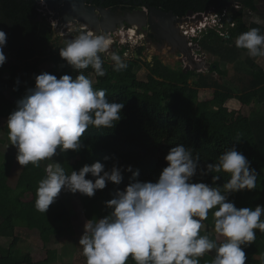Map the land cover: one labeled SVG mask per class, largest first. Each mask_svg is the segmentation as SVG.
Instances as JSON below:
<instances>
[{
	"label": "trees",
	"instance_id": "16d2710c",
	"mask_svg": "<svg viewBox=\"0 0 264 264\" xmlns=\"http://www.w3.org/2000/svg\"><path fill=\"white\" fill-rule=\"evenodd\" d=\"M87 1L97 5L104 1V7L115 9L125 0ZM144 2L163 10H173L179 18L186 16L189 10L198 13L211 8H227V22H234L235 26L228 28L226 36L209 29L201 39H195L203 51L217 57L211 64L212 70L207 72H185L183 67L174 69L157 57L152 62L142 61L144 46L136 50L138 58H122L127 64L122 71H114L112 61L102 54L106 75L95 76L93 86L105 89L110 101L124 103L122 118L111 129L89 128L83 137L84 147L79 152L68 150L61 153L58 149L54 160H58L69 173L97 161L105 164L106 170L114 163L124 168L131 165L134 170L139 169L136 179L155 182L167 166L164 157L177 143L190 147L194 156L199 155L202 165L205 161L215 163L226 148L235 145L258 176L256 189L233 193L229 199L238 208L264 205V111L251 109L246 112L256 102L264 107V68L258 62L261 57H250L245 49L235 46L236 37L250 28H258L264 34V25L258 22L248 24L244 19L245 10L257 11L256 1ZM233 4L241 8L230 10ZM39 16L36 0H0V30L7 36L3 48L6 62L0 66V117H7L26 90L35 86L34 75L45 71L57 78L63 74L77 75L60 57L59 47L51 44L54 32L46 18ZM126 49L118 53L122 56ZM244 53L246 56L242 58ZM141 62L148 69L146 79H140L133 70L135 64ZM82 71L89 77L94 74L91 67ZM214 74L219 78H214ZM17 79L20 81L18 85ZM203 88H214V97L199 100V92ZM238 133L241 135L239 142L235 141ZM106 156L109 159L105 160ZM14 162L15 156L11 155L0 165V237L12 239L8 247L0 245V264H60L57 261L58 250L47 246L54 236H63V225L70 222L69 209L62 199L66 191H61L46 213L38 212L34 206L38 181L45 175L44 168L51 161H41L40 167L22 166L15 185H11L9 180ZM219 175L221 180L213 186L222 187L229 178L227 173ZM122 176L119 185L106 182V187L97 190L92 197L77 192L88 219L101 218L110 211L104 202L112 198L116 189L125 188L132 173L122 171ZM211 177L212 174L204 177L197 174L193 182L212 183ZM86 178L95 179L91 174H86ZM213 212L214 209L210 210L207 220L203 221L201 234L206 232L219 242L223 237L214 231ZM18 221L27 229L38 230L43 248L33 245L28 252H20V238L16 235ZM255 231V242L244 248L245 264H264V233ZM213 255L205 254L200 258V264H210ZM127 264L135 262L129 258Z\"/></svg>",
	"mask_w": 264,
	"mask_h": 264
},
{
	"label": "clouds",
	"instance_id": "9594fccd",
	"mask_svg": "<svg viewBox=\"0 0 264 264\" xmlns=\"http://www.w3.org/2000/svg\"><path fill=\"white\" fill-rule=\"evenodd\" d=\"M81 23L77 22L76 27L83 31L59 48L60 57L77 75L57 78L46 71L34 75L35 86L26 90L6 120L9 144L16 148V160L21 166L40 167L41 161H52L38 181L35 209L46 213L62 190L92 197L106 187V182L119 185L122 171H128L132 173L130 182L104 202L110 211L83 225L78 244L85 264H127L129 258L135 264H200L201 257L212 253L210 264H245L244 248L255 242V230L264 233V205L238 208L229 199L233 193L256 189L258 176L235 145L226 148L215 163L205 161L202 165L190 147L177 143L164 157L167 166L155 182L136 179L139 169L131 165L124 168L114 163L106 170L105 164L97 161L69 173L53 159L58 149L61 153L79 152L89 128L111 129L122 118L124 103L110 101L106 90L94 88L93 80L82 70L91 67L96 77L105 76L103 54L112 61L114 71H122L127 68L122 59L126 51L121 57L112 49L117 45H112L104 34L109 32L85 31ZM49 24L55 32L62 21L58 27L51 21ZM209 29L213 28L199 30L195 39ZM6 42V33L0 30V66L6 62ZM235 46L245 49L250 57H264V34L250 28L236 37ZM138 47L133 51L137 58ZM19 82L17 79V85ZM240 139L238 133L235 141ZM222 172L229 178L222 187L213 186L221 180ZM86 174H91L94 181ZM197 174H212V183L193 182ZM213 209L214 231L223 237L219 242L206 232L201 234L203 221Z\"/></svg>",
	"mask_w": 264,
	"mask_h": 264
},
{
	"label": "rangeland",
	"instance_id": "374dc122",
	"mask_svg": "<svg viewBox=\"0 0 264 264\" xmlns=\"http://www.w3.org/2000/svg\"><path fill=\"white\" fill-rule=\"evenodd\" d=\"M255 1L258 8L257 11H251L248 9L245 10L244 19L248 24L251 22H258L264 25V0H255ZM36 2H38L41 5L40 8L45 7L44 3L46 2L44 0L43 2H41V0H36ZM230 4H228L227 6H229ZM233 5L230 6V10L231 8H234L233 11H236L239 8H241V6L238 7L235 4ZM39 10L41 11V9ZM49 11L52 12L53 16L46 17V22L49 23V21H51L54 24V23H58L61 20L62 28L66 26V28L70 30L68 34L65 36L60 34V32L63 33L61 30L60 31L55 30V32L53 33L54 41L51 42L52 45H56L60 48L61 46H63L65 40L71 39L74 36H76L80 31H83L82 29L76 27L77 22L71 21L69 18H61L60 16L58 17L55 16L57 11L51 9ZM39 17L42 18V15H40ZM190 22H192V20L188 16L183 18H178L173 21L171 26L166 27L164 32H157L156 30H154L153 34L150 33L145 38L144 36L142 37L143 35L142 30H140V34H137L135 31H132L131 34H133L135 38L131 39V41H129L128 43L122 45V48H128L126 51L127 56H125L126 55L125 53L124 56L129 57L131 51L134 50L135 46L137 48L138 46L143 45L145 49L143 51L142 57H140L142 61L152 62V59L157 57L165 65H168L174 69L181 67L187 68L188 66H190L191 70H195L199 72V70H197V67H201L203 68L204 71H206L207 67L210 66L212 62H214L217 59V57L210 52L203 51L198 41H193L194 42L193 45L189 44L190 40L189 38H187L185 35L182 34V29L180 26L184 25L186 27H189L188 29H190L191 26ZM88 25L90 28L85 24L81 25V27L84 28L85 31L86 30L89 31L90 29V31L94 33H100L99 30L101 28L99 26L94 27L91 26L90 24ZM130 27L136 29V27L133 26ZM115 29L116 30H114L113 32L118 30V28ZM126 32L127 31H123L122 33L123 37L126 35ZM104 34H106L107 36L110 35L109 33L108 34L104 33ZM173 34H174L175 42H173V40L170 39V35ZM149 37L151 39H149ZM201 38L202 36H200L198 39ZM114 44H119V42L116 41ZM197 44L200 46V49L197 48L199 47ZM187 48L190 49L189 54H187L186 52ZM117 50L119 49L118 48L115 49V51ZM179 53H182V56H180ZM245 56L246 54L244 53L242 58H245ZM204 57L205 59H203ZM258 62L264 68V57L259 58ZM133 70L140 79H146V76L148 74V69L143 65L142 62L135 64ZM213 76H215L214 78L218 77L216 74H214ZM90 78L93 80V83L96 82V77L94 74H90ZM213 97H214V88L200 89L199 100H210ZM251 109H254L255 111H259V110L264 111L263 105H261L258 102L250 106L246 110V112L248 113L249 110ZM6 120L7 117H0V165L5 161V159L8 156L11 155L15 156V162L12 167L10 180H9V183L11 185H15L17 177L22 169V166L16 160V151H17L16 148L11 144H9L10 142L8 140ZM53 159L55 158L53 157ZM55 161L58 162V160ZM42 162L47 163V161H42ZM62 199L65 202L67 208L69 209L70 222L69 224L64 223L63 226L65 227V230L63 236L61 237L54 236L50 244L47 246V248L58 250L59 253H58L57 261L60 264L67 262H76L83 264L85 263V257L82 255V250L78 244V241L84 230L83 225L85 221L88 220V218L85 214V211L83 209V203L81 202L78 193L73 194L71 192H66L62 196ZM23 226L25 225H23L21 221H18V225L16 228V235L20 238V243L18 245L20 252L22 254L28 252L31 246L33 245L36 246L37 248L38 247L43 248L44 243L40 239L38 230L36 229L30 230L27 229L26 226H25L26 228ZM11 241H12L11 238L0 237L1 246L8 247Z\"/></svg>",
	"mask_w": 264,
	"mask_h": 264
},
{
	"label": "water",
	"instance_id": "95a60500",
	"mask_svg": "<svg viewBox=\"0 0 264 264\" xmlns=\"http://www.w3.org/2000/svg\"><path fill=\"white\" fill-rule=\"evenodd\" d=\"M48 7L51 10H55L57 12L62 9V15H67V12L70 13L67 18L74 22H87L91 26H99L101 30L104 32H110L116 30L115 28H119L124 25V23H128L133 26H145L151 25L154 30L157 32H162L166 27L171 26V22L178 19L179 17L174 13L173 10H163L156 6H151L149 4L146 5V10H135L129 11L126 14H116L111 9H107L103 6V2L96 6L92 4V2H88L87 0H44ZM37 8H40L41 5L37 2ZM61 6V8H60ZM194 12L192 10L188 11L189 16H192ZM58 17V15H57ZM198 18H202L201 14H198ZM169 22V25L166 24ZM168 25V26H166ZM170 39L175 42L174 34L170 35ZM199 48V47H197ZM113 49H116V46H113ZM200 49V48H199ZM182 50V49H181ZM187 54L190 53V49H186ZM182 56V53H179ZM205 59V57L203 58ZM214 67V66H213ZM197 67V70L204 71L203 68ZM191 70L190 66L185 68V72ZM208 71L212 70V65L207 67Z\"/></svg>",
	"mask_w": 264,
	"mask_h": 264
},
{
	"label": "built area",
	"instance_id": "2783aa9c",
	"mask_svg": "<svg viewBox=\"0 0 264 264\" xmlns=\"http://www.w3.org/2000/svg\"><path fill=\"white\" fill-rule=\"evenodd\" d=\"M43 8H38L41 9V15L42 16H47L48 13H50L48 6L46 3H44ZM146 11H148L147 8H144ZM210 10V9H209ZM207 10L206 12H198V13H194L192 16L186 15L188 17H190V19L192 20V22H190L191 26L190 29H188L189 27H186L184 25H181V29H182V34L185 35L187 38H189L190 45H193V41L195 40V37H198L197 33L199 30H202L203 28H213L215 30H217L219 32V34L221 36H226L227 30L229 27H234L235 23L234 22H227V18L229 16V12L227 10V8H224L223 10L219 9V8H211V10L209 11ZM198 14H201L202 18H198ZM211 14V15H209ZM184 16V17H186ZM183 18V17H182ZM52 19V18H51ZM52 23V22H51ZM53 24V23H52ZM54 27H58V23H54L53 24ZM66 26L64 28H62V26L60 28H58V30L62 31L63 33L60 32L61 35H65L68 31V29L66 28ZM130 29H126L124 28V26H121V28L119 27L117 31L115 32H109V38L112 41V45L117 41L119 42V44H116V49L118 48L119 50H117L118 52L122 49V45L128 43V39H125L122 36L123 31H129ZM223 34V35H222ZM143 36V35H142ZM125 39V40H124ZM198 45V44H197ZM127 51V50H126ZM134 50L131 51L129 57H133L134 54L136 55V53L133 52ZM136 52V51H135ZM126 54V52H125ZM127 56V54L125 55ZM126 58V57H124Z\"/></svg>",
	"mask_w": 264,
	"mask_h": 264
},
{
	"label": "flooded vegetation",
	"instance_id": "af4514ba",
	"mask_svg": "<svg viewBox=\"0 0 264 264\" xmlns=\"http://www.w3.org/2000/svg\"><path fill=\"white\" fill-rule=\"evenodd\" d=\"M92 2V4H93V1H91ZM104 2V1H103ZM144 2V0H125V1H123V3H121L120 5H119V7H117V8H112V7H105V8H107V9H111L112 11H114L117 15L118 14H126L127 12H129V11H135V10H144V8H146V2H144V4H142ZM94 5H96V6H99V4L97 5V4H94ZM47 6H48V4H47ZM60 8H61V6H60ZM48 9H49V7H48ZM55 11V10H54ZM62 11V9H60V11L59 12H57L56 14H55V16H60L61 18H67V16H69L70 15V13L69 12H67V15H65V16H63L61 13ZM53 16V14H52V12H50L49 13V17H52ZM173 22H171V24H172ZM166 24H168L169 25V22L168 23H166ZM168 25H166V26H168ZM124 28H129L130 26H133V25H130V24H128V23H124ZM137 29V30H136ZM136 29L135 28H130V30H133V31H135L137 34H140V30H142L143 31V36H144V38L146 37V36H148L150 33H152L153 34V32H154V28L151 26V25H145V26H137L136 27ZM165 30H163L162 32H164ZM100 32H103L102 30L100 31ZM142 36V37H143ZM143 39V38H142ZM149 39H151L150 37H149ZM143 46V45H142ZM143 55V54H142ZM142 57V56H141ZM152 61H154V58L152 59Z\"/></svg>",
	"mask_w": 264,
	"mask_h": 264
},
{
	"label": "bare ground",
	"instance_id": "6f19581e",
	"mask_svg": "<svg viewBox=\"0 0 264 264\" xmlns=\"http://www.w3.org/2000/svg\"><path fill=\"white\" fill-rule=\"evenodd\" d=\"M84 24L87 25V26L89 27V25H88L87 23H85V22H82V23H81V25H84ZM89 28H90V27H89ZM89 31H90V29H89ZM132 31H133V30H129L128 32H126V35L124 36V38H125V39L130 38V40H131V39H134V38H135L134 35L131 34ZM125 39H124V40H125ZM128 40H129V39H128Z\"/></svg>",
	"mask_w": 264,
	"mask_h": 264
}]
</instances>
